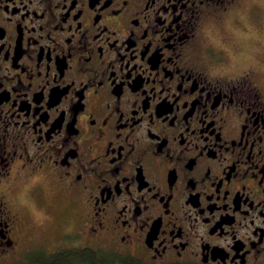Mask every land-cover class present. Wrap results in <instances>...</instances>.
<instances>
[{"label":"flooded vegetation","instance_id":"obj_1","mask_svg":"<svg viewBox=\"0 0 264 264\" xmlns=\"http://www.w3.org/2000/svg\"><path fill=\"white\" fill-rule=\"evenodd\" d=\"M236 5L0 0V264H264V89L190 59Z\"/></svg>","mask_w":264,"mask_h":264},{"label":"clouds","instance_id":"obj_2","mask_svg":"<svg viewBox=\"0 0 264 264\" xmlns=\"http://www.w3.org/2000/svg\"><path fill=\"white\" fill-rule=\"evenodd\" d=\"M259 0H237L234 9L202 23L190 59L209 78L226 85L247 82L264 89V12Z\"/></svg>","mask_w":264,"mask_h":264},{"label":"rangeland","instance_id":"obj_3","mask_svg":"<svg viewBox=\"0 0 264 264\" xmlns=\"http://www.w3.org/2000/svg\"><path fill=\"white\" fill-rule=\"evenodd\" d=\"M255 15H256L257 18H259V16H258L257 14H255ZM24 202H25V204H24L23 207H24L25 209H27L28 212H29L31 215L37 217L38 220L43 219V217H47V215H48V211L44 212L43 210H40V209H35V208L32 209V208L30 207L31 204L29 203V201H28L27 199H24ZM21 260H25V256H24V257H21V259H18V260L13 261V263H15V264H21V263H22Z\"/></svg>","mask_w":264,"mask_h":264},{"label":"trees","instance_id":"obj_4","mask_svg":"<svg viewBox=\"0 0 264 264\" xmlns=\"http://www.w3.org/2000/svg\"><path fill=\"white\" fill-rule=\"evenodd\" d=\"M45 261H47V260H45ZM30 262V261H29ZM42 262H44V261H42Z\"/></svg>","mask_w":264,"mask_h":264}]
</instances>
